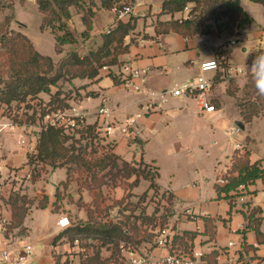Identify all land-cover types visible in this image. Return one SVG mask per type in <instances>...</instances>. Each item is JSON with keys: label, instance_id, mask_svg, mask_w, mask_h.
<instances>
[{"label": "crops", "instance_id": "1", "mask_svg": "<svg viewBox=\"0 0 264 264\" xmlns=\"http://www.w3.org/2000/svg\"><path fill=\"white\" fill-rule=\"evenodd\" d=\"M28 1L39 12L38 30L33 31L35 34L30 32L29 23L31 20L26 11L25 14H22L25 20L23 30L32 38L39 52L55 57L56 61L66 56L71 50L78 51L79 48H82L85 51L97 48L102 43L103 34L115 23V12L112 9L98 8L93 17V29L90 36L84 38L81 36L85 29L82 16L77 13L75 8H72L73 16L68 21V25L71 26L77 39L83 41H79V44L76 42L66 44L63 52L57 53L55 35L50 29H41L42 14L39 11L37 0ZM164 1L142 0L137 14L123 21L132 20L136 26L126 39L129 50L120 55L122 63L101 70L94 79L74 78L71 80L74 85L82 87L79 89L80 97L72 96L68 101L71 105H77L79 111L84 115L85 122L96 124L98 130L102 126V117L98 114L100 107L107 106L110 109L109 120L124 121L131 115L142 112L143 104L148 101L152 92L169 89L178 82L193 79L198 75L200 63L203 61L226 58L227 65L222 70L207 73V76L213 80L212 88L207 95L210 103L215 106L213 111H201L196 99L171 97L168 102L140 117L135 126L131 128V133H119L114 138L107 139L113 142L112 151L118 156L119 164L144 162L149 167H155L160 176L158 162H161V158L167 160L166 162L162 161V165L168 164L169 168L172 167L176 170L181 159L180 150H183L187 157L199 155L198 143L203 141L205 134L204 126L197 124L196 119H200V115L206 114L210 119L211 129L218 130L228 138L233 137L238 140L239 135H243L241 144L237 143L240 147L235 145L234 155L227 156L230 161L226 169L217 168L219 158L216 155L210 164L213 166L215 161L216 163L210 170L196 166L199 167L198 169L191 165L189 171L188 163L181 160L183 169L181 177H175L173 174L165 180L160 179L159 176L156 178L161 193L172 198V212L169 215V220L175 226L172 229L175 233L172 248L157 246L155 240L154 242H143L139 248L156 259L170 253H185L182 248H176L174 240L177 234L191 231L196 233L195 239L191 241V253L193 254L194 251L203 252L201 259H197L203 264L208 262L203 257L209 256L214 251L220 253L219 264H264V241L259 240L254 229L247 228L249 223L247 215L252 209L260 208L261 211L257 216L262 217L260 229L264 234V179L260 178L244 185L243 189L239 185L229 192H219L218 190V187L226 185L227 182L221 183L220 180L228 181L227 176L231 173L235 156L248 151L250 162H258L260 167L264 168V134L260 125L264 116L256 118L253 122H241L243 116L234 96L235 88H239L237 92L239 93L246 86L250 76L247 70H250L252 65L250 57L263 44L251 51L247 50V46L243 47V51L250 54L244 65L234 61L233 51L229 50L230 44H236L232 38L235 34L220 31L218 26L212 27L209 34L188 37L173 31L158 33V21L172 20L184 14V11L174 14L163 13ZM259 3L264 7L263 3ZM241 5L251 16V12L243 0H241ZM74 20L77 22L76 25ZM260 35L262 36L263 33ZM72 47L77 48L73 49ZM124 64L149 70L147 81L140 92L133 91L124 80L126 74L121 73ZM226 106L233 111L225 110ZM224 116L231 119V124L234 123L233 126L243 124L245 127H241L239 134L229 136L226 130L218 127V122ZM191 117L193 118L190 120ZM33 127L37 129L38 126L22 123L12 132L0 133L1 213L11 221L12 207L6 202V199L13 191L25 194L34 201L23 223L25 231L22 232L21 228H15L7 234L0 229V248L7 245L21 248L25 243L32 244L34 249L29 264H59L68 258L79 260L82 255L79 253L78 247L71 243L67 236L60 237L55 242L56 237L63 230V228L58 229L60 226L57 221L61 215H68V210L77 212L79 220L86 221L87 212L79 207L77 209L75 206L77 204L68 201V197L59 202L57 211L54 210L58 188L70 194L72 187L78 189L79 187L74 182L67 189L63 187L62 183L68 177L65 167L51 168L46 165L40 176L32 178L33 166L28 157L31 151L36 153L38 151L37 146H34L30 139L32 137L30 129ZM214 145H217V140L214 141ZM217 152L220 150H216ZM194 168L195 170L191 171ZM56 170H61L64 173L60 176L57 185L51 187L50 178ZM189 179H193L194 183L190 184ZM198 179H202L201 186L197 184ZM150 184L149 180L141 178L132 192L140 190L141 185L149 192L152 189ZM86 191L88 192V190ZM45 196L48 198L47 206L39 207V203L45 199ZM78 199L74 198L75 201ZM84 200L90 201V194L89 199L84 198ZM69 217L72 222L78 221L72 216ZM231 242H233L232 245H230ZM105 250L110 255V251ZM193 258L195 259L194 256ZM197 263L200 264V262Z\"/></svg>", "mask_w": 264, "mask_h": 264}, {"label": "trees", "instance_id": "2", "mask_svg": "<svg viewBox=\"0 0 264 264\" xmlns=\"http://www.w3.org/2000/svg\"><path fill=\"white\" fill-rule=\"evenodd\" d=\"M9 0H0V9L10 6ZM119 0H37L39 11L42 14L41 28L43 30L50 28L58 32L55 36L56 51L61 52L63 46L77 41V36L69 29L68 21L73 14L71 9L75 8L78 14H81L85 25L81 36L87 38L93 29V17L96 9L104 7L111 9ZM264 4V0H255ZM191 4H194L190 13L198 12L195 17L185 20L158 21L157 32H177L184 36H194L198 34H209L213 22H221L226 19L223 25L219 23L220 31H227L231 34H237L246 25L252 22V18L241 5V0H165L163 3V13H176L185 10ZM136 23L132 20L128 22L120 21L105 32L102 36V43L97 47L90 49L88 53L81 56L77 51L70 52L64 57L59 66H55L53 59L49 55H43L38 52L27 36L17 33L14 36L8 33H0V101L12 102L34 99L40 93L50 95L49 102L57 103L58 107H66L72 98L71 93L59 87V81L65 76L68 79L97 77L101 70L116 64H121L120 55L129 50V44L126 43L127 37L135 29ZM0 30L1 26H0ZM264 52L260 48L252 54L250 61L257 54ZM109 58L108 60H105ZM4 73L8 74L4 76ZM56 88L54 91L53 88ZM244 98H257L261 106L264 107V96L260 95L255 87L254 81L249 76V80L244 87ZM67 92V93H65ZM243 111V109H242ZM252 114L245 115L246 122L253 119ZM97 130L96 124H87L86 133L93 134ZM68 137L63 134V130L55 125L48 124L43 127L39 143L37 145V158L42 159L44 163L52 165L54 168L65 167L68 177L63 182V187L67 189L74 182L80 190H88L91 200L85 201L81 196L74 200L72 195L57 189V200L54 203V210L59 208V202L68 197L71 202H75L80 209L87 212V220L73 221L72 225L64 228L56 237L55 242L63 236H67L71 243L78 239L83 246L93 249V253L82 255L80 264H123L124 257L121 253V243L125 242L132 247H139L143 242H154L159 231L167 228L164 218H157L155 214L146 215L144 209L139 215H135L140 204L146 198V193L139 197L136 204L130 201L132 190L136 187L141 178L151 182L150 187L159 189L156 178L158 172L151 171V167L144 162H123L119 164L118 156L112 151L94 161H88L84 158L85 151L79 149H70L65 147L64 141ZM231 173L227 176L226 185L220 191L229 192L239 185H247L257 179H264V168L259 163H251L249 153L235 156ZM32 162L31 160L29 161ZM155 172V173H152ZM111 180L112 187L121 186L125 194L122 198L109 204V197L105 192ZM47 197L39 203V207L47 206ZM6 202L12 207V219L7 227V234L15 228H21L25 231L23 223L34 201L25 194L13 191ZM116 206H123L120 212L121 217L116 221L111 218V211ZM129 211L128 215L125 213ZM260 208H254L247 215L249 223L247 228L254 229L260 241H264V234L260 226L262 217L257 216ZM133 219V220H132ZM140 220L139 223L134 221ZM159 219V220H158ZM152 224V235L148 227L143 225ZM148 226V225H147ZM144 228V229H143ZM196 237L195 232L184 231L177 234L174 240L176 248L183 250L185 254H192V243ZM89 241L93 244L90 245ZM110 251L108 257L102 256V250ZM220 253L212 252L209 256L203 257L207 264H219ZM121 258V261H119Z\"/></svg>", "mask_w": 264, "mask_h": 264}, {"label": "rangeland", "instance_id": "3", "mask_svg": "<svg viewBox=\"0 0 264 264\" xmlns=\"http://www.w3.org/2000/svg\"><path fill=\"white\" fill-rule=\"evenodd\" d=\"M249 11L251 12V17H252V23L250 25H247L244 27L240 33L235 34L232 36V38L236 41V44L229 45V50L233 51V60L236 61L237 63H242L245 65L246 61L249 59V53L247 51H243V47L247 46V50L251 51L260 44H264V7L262 4L259 2H256L254 0H243ZM8 3H10L9 7L2 8L0 9V26L1 29L0 33H8L10 36H14L17 33L24 34L25 36L28 37V39L31 41V43L34 45L35 49L38 51L36 48L33 40L31 37H29L23 30V26L25 23L24 20V15L25 11L28 15V17L31 20L30 27H31V33L35 34L33 31L38 30L37 27V19L39 12L37 9L34 8L33 4H30L28 0H9ZM17 3V4H16ZM16 4V6H15ZM194 4H191L187 9L183 10L184 14L177 17L173 18L174 20H185V19H190L195 17V15L198 14L196 13H190L191 9L193 8ZM27 19V18H26ZM226 19H222L221 25L224 24ZM74 24L76 25L77 22L74 20ZM212 27L218 26L219 23L213 22ZM74 24H72L74 26ZM42 29V28H41ZM50 29V28H47ZM69 29L74 33V31L71 29V26L69 25ZM219 29V28H218ZM43 30V29H42ZM51 30V29H50ZM51 32L56 36L58 32L51 30ZM263 33L261 36L260 34ZM75 34V33H74ZM76 35V34H75ZM79 41H83L82 39L76 41L77 44H79ZM75 43V42H73ZM65 45L63 46V50ZM228 47V46H227ZM73 48V47H72ZM75 49L77 47H74ZM73 48V49H74ZM1 49V45H0ZM77 52L81 54V56H84L88 53V49L83 51L82 48H79ZM75 50H71L68 52H73ZM39 52V51H38ZM57 52V53H61ZM41 53V52H40ZM42 54V53H41ZM67 54V55H68ZM45 55V54H43ZM52 57V56H51ZM66 57V56H64ZM62 57L60 60L55 59V57H52L53 62L55 66H59L60 61L64 58ZM109 58H106L105 60H108ZM4 73V76L8 75ZM126 78V77H125ZM110 78L108 77V80ZM125 80V79H124ZM59 87L62 88L63 90L71 93V95L74 97L79 98L80 97V92L79 89L82 86H76L73 84V82L67 78V76L64 77L63 80L59 81ZM239 88H235L234 90V96L237 100V105L240 108V112L242 114V120L241 122L245 123V115H254L253 119L249 122H253L256 118H261V116H264V107L261 106V104L257 100V96L255 98H250V100H246L244 98V90L238 92ZM53 90L55 91L56 88L54 87ZM65 92V93H67ZM42 94V96H40ZM37 95L34 99H30V96L27 98V100H21V101H12L10 103L13 104V109L14 111V120L17 124H28V125H37V129L35 127L30 129V137L31 141L34 143V146L38 145L39 139H40V134L44 126L48 125V122L51 120L52 116L55 117V122L57 127L62 128L63 134H65L66 137H68L67 140L64 141L65 147H69L70 149H79L80 147L85 151V156L84 158L87 159L88 161H94L96 159H99L101 157H104L106 155H110V151L112 149V141L109 139L104 138L98 130H96L93 134L86 133V126L87 123L85 121H73L74 116L72 115L73 112L71 110L72 105L69 102H63L62 104L66 103L69 106L66 107H58L57 103H51L47 101L50 99V95L45 93H40ZM76 98V99H77ZM3 102V101H2ZM74 106V105H73ZM243 109V111H242ZM225 110L227 111H233L228 106L225 107ZM47 115H50L51 118H48ZM200 119L197 120V124L203 125L205 128V134L203 135V141L198 143V154H195L194 157H187L186 153L183 150L179 151L180 154V161L178 162L177 169L174 170L172 167L169 168L167 165H162V161H167L164 158H161V162L159 161L158 164L160 166V176L158 173V176L160 179L165 180V178L169 176L175 175V177L180 176L181 173H183L182 169V161H185V163H188L189 171H190V166L192 165L195 168L199 167L202 169H212V167L215 165L216 161L214 162L213 166H211V162L214 161V157L217 155V158H219V162L217 163V168L218 169H226L227 164L229 163V159L227 158L228 155H234L236 152V147L235 145L237 143H240L243 141V135H239L238 140H235L233 137H226L224 136L221 132L218 130H213L211 129L210 126V119L206 114L200 115ZM193 117L190 118V120ZM75 122V124H73ZM246 122V123H249ZM234 123L231 124V119L228 116H224L220 119L218 122V127L222 130H227L230 127L233 126ZM261 129L263 130L264 134V119L260 121ZM217 140V145H214V141ZM219 147H222L221 149H218ZM216 150H220V152L216 153ZM37 153L35 151H31L29 154V161L31 160L32 166H33V173H32V178L36 177L37 175H41L42 172L45 170V166L48 165L51 168L53 167L49 163L46 164L44 161L39 158H37ZM191 160V161H190ZM121 164V163H120ZM187 165V164H185ZM199 166V167H196ZM54 168V167H53ZM195 168L191 171H194ZM151 171H155V167H151ZM152 172V173H155ZM61 170H56L55 172L52 173V176L50 178V185L51 187H54L57 185V182L60 178V176L63 174ZM190 173V172H189ZM188 175L192 177V175ZM185 175V174H184ZM183 175V176H184ZM38 176V177H39ZM157 176V177H158ZM179 178V177H178ZM188 181L190 184H193L194 181L193 179H189ZM198 186L202 185V179H198ZM207 182H209V179H207ZM146 183V182H145ZM148 185V184H144ZM141 189L132 192L133 195L130 197V201L132 203L136 204L139 200V196H141L144 192L146 193V198L142 203L140 204L137 212L135 215H139L141 210L144 209V213L146 215H153L155 214L157 218H164L165 224L163 227H167L169 229H174L175 226L171 221L169 220V215H171L172 212V198L171 196H168L167 194H162L159 189H154L152 188L149 192H147L146 188H144L142 185L140 187ZM105 192L107 196L109 197L108 203L113 205V202L117 199L122 198V196L125 194L124 189L122 188H117L115 189L112 187L111 180L108 183V186L105 187ZM69 193V192H68ZM73 198L78 199L80 196H82L85 199H89V194L86 190H80L77 187H72V192L70 193ZM69 201V198H68ZM73 204V203H71ZM76 208L78 209V206L75 205ZM121 209H123V206H116L112 209L111 211V218L113 221H116L118 217L123 216ZM69 211V216H72L74 219L79 220V214L77 212H71ZM127 215L130 213L129 211L125 212ZM148 213V214H147ZM133 220V219H132ZM141 220V219H140ZM139 220V221H140ZM159 220V219H158ZM134 221L138 222V220ZM148 225V226H147ZM143 227H148V231L152 235H156L151 231L152 224H146L143 225ZM143 228V229H144ZM61 230L62 228H58ZM157 232L159 231V227L157 228ZM103 254L102 256L108 257L109 253L105 249L102 250ZM122 253V251H121ZM123 255V254H122ZM124 257V256H123ZM125 259V258H124ZM74 264H80L81 259L76 260ZM121 261V258L120 260ZM65 264H70L69 262H65ZM112 264H118V263H112Z\"/></svg>", "mask_w": 264, "mask_h": 264}, {"label": "built area", "instance_id": "4", "mask_svg": "<svg viewBox=\"0 0 264 264\" xmlns=\"http://www.w3.org/2000/svg\"><path fill=\"white\" fill-rule=\"evenodd\" d=\"M141 5L142 0H119L116 2L111 8L115 12V23L112 26L137 14L136 12ZM261 48L264 49V44ZM226 65V58L211 59L201 62L200 71L196 77L178 82L169 89L152 92L148 101L143 104L142 112L131 115L124 121L109 120L108 116L111 114L110 109L107 106L100 107L98 114L102 117V126L98 129V132L106 139L114 138L119 133L129 134L131 133V128L135 126L140 117L152 111L154 108H157L159 105L168 102L171 97L193 98L199 102L201 111H213L215 106L210 103L207 97L212 88L213 80L207 76V73L210 71L222 70ZM107 68L108 67H105L104 69ZM121 73L126 74L125 81L130 88L133 91L140 92L147 81L149 70L135 68L131 64H124L121 68ZM71 110L74 116L73 121H85L84 115L79 111L77 105H72ZM14 111L12 103L0 101V133L4 131L12 132L19 126L14 120ZM53 116L51 118L50 115H47L48 118H51L48 124L56 125L55 117ZM73 124H75V122ZM226 133L229 136L237 135L240 133V128L234 125L227 129ZM237 147H240V145L237 144ZM220 182H227V180L221 179ZM240 188L243 189L244 185H240ZM9 224L10 220L3 216L0 211V229L6 232ZM57 224L64 229L72 225V220L67 214H63L59 217ZM174 235L175 233L169 228L159 230V234L155 239L156 245L172 248ZM73 244L78 247L81 255L93 253L92 247L88 248L87 246H83L78 239H76ZM89 244L92 245L93 242L89 241ZM232 244L233 242L230 243V245ZM121 248L125 258L123 264H198L197 262L203 264L201 261H197V259L200 260L203 256V252L200 251H194L192 255L185 253H170L165 257L156 259L152 255L143 252L139 247H132L125 242L121 243ZM33 249L34 246L30 243L23 244L21 248H16L13 245L0 248V264H29L33 255ZM65 262L74 264L77 261L74 258H68L59 264H65Z\"/></svg>", "mask_w": 264, "mask_h": 264}, {"label": "clouds", "instance_id": "5", "mask_svg": "<svg viewBox=\"0 0 264 264\" xmlns=\"http://www.w3.org/2000/svg\"><path fill=\"white\" fill-rule=\"evenodd\" d=\"M251 75L257 92L264 96V52L256 55L250 70H247Z\"/></svg>", "mask_w": 264, "mask_h": 264}, {"label": "water", "instance_id": "6", "mask_svg": "<svg viewBox=\"0 0 264 264\" xmlns=\"http://www.w3.org/2000/svg\"><path fill=\"white\" fill-rule=\"evenodd\" d=\"M238 127L240 128L241 131V127L244 128L245 126L243 124H240V126L238 125Z\"/></svg>", "mask_w": 264, "mask_h": 264}]
</instances>
